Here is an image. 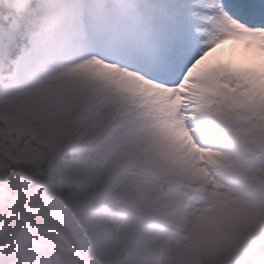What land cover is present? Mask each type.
<instances>
[{
	"label": "snow or ice",
	"instance_id": "snow-or-ice-1",
	"mask_svg": "<svg viewBox=\"0 0 264 264\" xmlns=\"http://www.w3.org/2000/svg\"><path fill=\"white\" fill-rule=\"evenodd\" d=\"M0 264H264V0H0Z\"/></svg>",
	"mask_w": 264,
	"mask_h": 264
}]
</instances>
